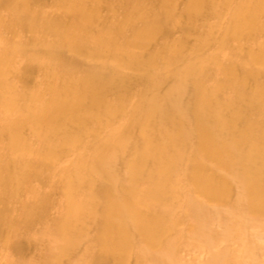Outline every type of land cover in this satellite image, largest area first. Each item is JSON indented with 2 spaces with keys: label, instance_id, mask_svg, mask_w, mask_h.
<instances>
[{
  "label": "rangeland",
  "instance_id": "374dc122",
  "mask_svg": "<svg viewBox=\"0 0 264 264\" xmlns=\"http://www.w3.org/2000/svg\"><path fill=\"white\" fill-rule=\"evenodd\" d=\"M21 1L0 0V161L5 159L3 148H16L10 156L18 159V171L23 177L33 174L34 178L30 188H18V181L0 184V264H108L103 258L106 246L93 239L103 229L99 211L105 214L107 203L115 197L119 201L113 204L108 220L132 240L125 248L118 244L113 230L108 231L106 243L119 248L121 257L113 259L121 264H264V212H249L236 174L238 163L250 162L248 185L264 187V143L250 140L238 146L217 135V140L228 142H220L226 145L220 153L223 163L205 159L199 150L187 162V152L179 144L187 137L189 145L197 144L201 138L195 136V128L174 124L177 119L186 120L183 84L188 80L189 62L213 76L210 80L201 78L195 102L209 100V116L224 119L229 132L241 122L238 112L249 109L255 96L261 97L257 92L264 94V0L251 9L248 0H240L242 12L244 8L260 17L254 16L253 33L245 32L248 27L238 25L237 15L214 0H86L88 6L77 12L66 2L72 0H25L24 9L32 12L30 16L16 11ZM208 9L232 26V35L207 17ZM82 15L90 17L89 21L82 20ZM50 17L52 21L42 23L41 18ZM91 17L103 18L104 27ZM199 48L203 50L195 56ZM150 57L156 58L154 63L148 61ZM157 60L162 62L157 65ZM103 70L113 76L106 94L92 100L86 93H73L77 105L64 112L65 127L52 135L55 151L50 154L42 142L46 128L55 123V114H45L40 129L22 124L18 116L24 107L40 108L48 90L67 96L70 92L57 83L59 78H81L94 90L106 87L98 76ZM164 70L175 74L170 91L172 124L151 136L132 132L130 127L125 132L117 120L106 121L105 105L118 107V114L130 113L124 97L141 85L134 78L151 82ZM45 78L55 80V86L47 87ZM258 108L264 113V99ZM91 111L97 115L84 114ZM79 123L86 128L75 134L71 144L68 137ZM196 124V128H206L201 119ZM182 128L186 129L185 137ZM21 135L28 143L21 145ZM92 135L101 139L95 144L99 152L95 159L91 156ZM147 143L154 147L145 150ZM255 143L260 144L261 153ZM62 145L69 151L64 153ZM237 150L244 153L236 161ZM140 153L155 156L166 169L171 155L190 164L180 180L170 176L169 181L162 172L153 174L154 189L149 194L144 192L148 183H137L127 172ZM78 166L86 171L74 178L82 185L74 197L90 195L99 210L77 212L66 221L64 231V186L68 184L63 178L70 169H80ZM198 176L215 178L223 189L224 182L231 187V194L205 197L191 184ZM126 207L137 217L150 211L158 215L162 220L152 233L167 235V239L142 236L148 233L140 234L124 220L122 210ZM78 227L81 232L75 233ZM66 244L69 252L61 254Z\"/></svg>",
  "mask_w": 264,
  "mask_h": 264
},
{
  "label": "bare ground",
  "instance_id": "6f19581e",
  "mask_svg": "<svg viewBox=\"0 0 264 264\" xmlns=\"http://www.w3.org/2000/svg\"><path fill=\"white\" fill-rule=\"evenodd\" d=\"M190 1L199 2L201 0H190ZM260 1L261 0H248L247 7L251 9L254 5L256 6L257 3ZM66 2L69 3V6L73 10H75V12H77L78 9H83L86 6H88V3H85L86 0H78V1L72 0ZM214 2L219 7H224L227 12H229L231 9L232 13L230 14L237 15V18L239 20L238 25L241 24L245 28L248 27L247 31L245 32L253 33L254 25L252 23L255 21L254 16L256 18H260V17L256 16V14L254 13H253L254 15L249 14V12H247L244 8H242L244 10L242 12L241 7L239 5V3H241L240 0H214ZM26 5L27 2L25 0H22L20 3H18L15 9L16 11L19 12L20 11L25 12L26 15L30 16L32 12L28 11L27 9H24ZM90 8L97 10V7H95L94 5H90ZM206 14L207 17L214 19L218 23H220L222 29L224 31H227V34L232 35L233 33L232 26H230L227 23V21L217 18L218 14H216L214 10L208 9ZM50 18L49 19L41 18L43 20L42 23H48L52 21L53 19ZM91 18L93 20L95 19L94 21L100 28L104 27L105 24H101L103 18H95V17H91ZM89 19L90 17L88 16L86 17L82 15V20L89 21ZM114 28H116V26ZM261 30L264 32V26L261 28ZM108 33H111V31L108 30ZM59 34L64 37H67L61 31L59 32ZM202 50L203 48L197 49L195 52V56ZM155 59L156 58L150 57L148 61L150 63H154ZM161 62L162 61L157 60L156 64L158 65ZM186 73L188 74V80L185 81V85L183 84L184 87L183 90L186 92V96H185L186 120L177 119V123L174 124H183L187 127L191 126L192 128H195L194 129L195 136L197 138H201V142L197 144L189 145L188 137L187 140H184L179 144L180 148L187 152V158H188L186 160L187 162L192 161L195 157V152L199 150L201 152H204L205 159L207 160L220 159V163H223V159L220 158V153L226 147V145H222L220 142H227V141L217 140V135L219 136V138H226L229 141H231L230 144H234L238 146H241L243 143L248 142L250 140L264 143V113H261L258 108V105L264 99V94H262V92H257L260 94L261 97L255 96L251 102L249 109H242L238 112L239 114H241L238 117L241 122L236 130H234L233 132H229L224 126V119L213 118L209 116L212 109L209 100H204L198 103L195 102V97L197 96V92L200 87V82L202 81L201 78L210 80L213 79V76H211L206 72L201 71L199 65H196L195 63L192 64L191 62L187 64ZM98 76L102 81V84L103 85L106 84V87L101 86L95 90L89 88L86 85L85 80L81 78H76V79L69 78L64 80H61V78H59L57 83L63 89H65L66 92H70L67 96L66 94H58V93L56 94L55 90L53 91L48 90L43 97V102L40 108L36 109L35 106L24 107L23 114L18 116V118H21L22 124H31L32 128L40 129L45 114H55V123L52 124L50 127L46 128V138L42 142L43 147L46 148L50 154H52L55 151L54 143L51 140L52 135L54 134V132L59 133L65 127V123L62 122V118L64 117V112H66V109H69L70 107L77 105V103L75 102V98L73 97V93L75 92L78 94L86 93L91 97L92 100L102 96L104 93L106 94V91L109 88L108 83L113 76L109 73L108 70H103L98 74ZM174 77L175 74H173L172 71L167 72L164 70L162 71V73H159L156 77L153 76L151 82H148V80H138L134 78V80L137 83H140L141 85H138L137 90L135 92L133 93L130 92V96L124 97V99L128 101V104H130L131 106L130 113L125 114L121 112L120 114H118L120 111L118 107H114L110 109L111 106L105 105V108L103 109V113L106 116L105 117L106 121L111 122V120H117L121 126V129H124L125 132L127 130V127H130L132 132L137 131L140 134H146L151 136L160 134L165 126L172 124L174 121V117L170 114L171 104L173 102V98H171L172 96L170 95V91L174 89V81H173ZM44 84L47 87H53L55 86L56 81L51 78H45ZM116 93L122 96V92L117 91ZM55 99L59 100L58 104L53 103ZM237 103L239 104L240 102ZM38 109H43V110H38ZM84 114L89 116L97 115L96 112H92V111L85 112ZM199 119H201L206 124V128L204 130H201L200 128H196L194 126L197 125L196 122ZM90 125L91 128L94 129L95 125L94 124H90ZM85 128L86 126L84 124L79 123L78 125H76L75 126L76 131L73 132L68 137L69 142L73 144L75 134L82 131ZM179 128H181V126H179ZM181 131H182L181 132L182 136L185 137L186 129L182 128ZM23 137L24 135H21L20 137L21 145L28 143V141L25 140V138ZM106 137H108V135L105 133V138ZM100 140H101L100 138H97L95 135H92L91 156L93 159H95L96 155L99 154L95 144L97 142H100ZM80 144L89 147L88 143L80 142ZM60 147L63 150L67 148L64 145ZM153 147H154L153 145L147 143L144 149L150 150ZM255 148H258L260 150L259 153H261V146L259 143H255ZM3 150H4L5 159L3 161H0V184L2 185V183L5 184V183H11L13 181H18L17 183L21 184V187L18 188H22V186L24 185L25 187L27 186L30 188L29 184L31 180L34 178V175L29 174L28 176L23 177L24 174L18 171V165H19L18 159L10 156L11 152L16 151L17 149L12 147H7V148H3ZM159 150L160 149L157 148L156 152H159ZM67 151L69 150H64V153H66ZM243 153L244 151L241 152L237 150L235 154L236 161ZM98 163L95 162L94 164L95 169L98 168ZM189 164L190 163H186V162L185 164H183V160H178L171 155L168 162L169 169H166V165L164 163L159 162L155 156H152L148 153L146 154L140 153L138 154V159L136 160L135 164L129 165L130 169H127V172L130 173V177L133 180H135L137 183L139 182L148 183L144 192L148 193L149 191V194H151V191L154 189L152 186L153 182L151 183V178L153 174H155L156 172H162L169 181L171 179L170 176L173 177L176 176L178 180H180L184 176L183 173L185 172L186 166ZM78 167L80 169H70L69 171L65 172V176L63 178V181H65L68 184L67 187L64 186L65 192L67 193V199L64 200L65 213L67 218L61 225V228L64 231H66V221L73 219L77 214V212L86 210L91 213H94L96 212V210H99L96 206L92 204L90 195H88L90 197L84 196L83 198L80 199L74 197L75 193H79L82 191V185L76 183L74 181V178L81 171L82 172L86 171L81 169L80 166ZM250 169H251L250 162L237 164L236 174L238 177V182L240 186L244 188V192L246 195L245 200L249 212H254V213L264 212V199L261 198V196H264V187H261L259 189H254L253 187L248 185V171H250ZM17 175H20L21 177H18ZM214 180L215 178H204L203 176L201 177L198 176L193 179L191 184L193 187L195 186L205 197H212L214 195L219 197H225L231 194V187L228 188V186L223 182V184L225 185V189H223L221 184ZM176 182L179 185H181L178 181ZM31 191L33 192L32 189ZM119 198H121V195H119ZM116 201H119L117 197H115L113 201L107 203L106 205L107 212H105V214H101V212L99 211L98 215H99V219L101 217L100 221L103 223V229L99 231V234L93 239L95 242L106 246V249H104L103 258L106 259V262L108 264H110L109 261H111V264H121L119 263L120 261L114 260L115 257H118L119 260V256H120L119 248L117 246L110 247L106 243L108 239V231L113 230V234L116 237L118 244L119 245L121 244L125 248L129 247L132 242L128 234H125L120 228L117 227L113 228V225L108 220V215L109 216L112 215L111 210L113 204H115ZM240 210H241V206H240ZM122 215L126 222L132 223V226L137 230V232H139L140 234L148 233L147 235H142V236L154 237L157 239V241H164L167 239V235L164 234L159 235L152 233L156 229L157 224L162 219L159 218L158 215H152L151 211L147 214V216L137 217L132 215L130 208L126 207L122 210ZM58 229H60V227ZM74 232L80 233L81 232L80 227H78ZM66 238H67L66 235L62 237L63 243L66 242ZM68 247H69L68 244H66V246L62 245L61 254L64 253L65 251L69 252L70 249ZM171 247L172 246H169V248ZM43 260H45V257Z\"/></svg>",
  "mask_w": 264,
  "mask_h": 264
}]
</instances>
